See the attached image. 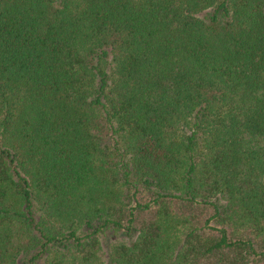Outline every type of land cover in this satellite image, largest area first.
Returning a JSON list of instances; mask_svg holds the SVG:
<instances>
[{"label": "trees", "instance_id": "1", "mask_svg": "<svg viewBox=\"0 0 264 264\" xmlns=\"http://www.w3.org/2000/svg\"><path fill=\"white\" fill-rule=\"evenodd\" d=\"M0 264H264V0H0Z\"/></svg>", "mask_w": 264, "mask_h": 264}]
</instances>
